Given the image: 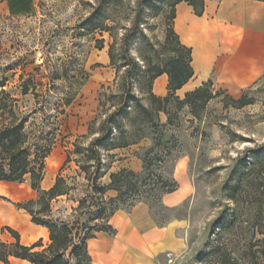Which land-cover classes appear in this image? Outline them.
Returning <instances> with one entry per match:
<instances>
[{"label":"rangeland","instance_id":"374dc122","mask_svg":"<svg viewBox=\"0 0 264 264\" xmlns=\"http://www.w3.org/2000/svg\"><path fill=\"white\" fill-rule=\"evenodd\" d=\"M177 1L34 0L32 13L25 16H12L8 3L3 1L0 85L6 83L4 89L20 100L25 112L33 109L34 97L32 91L22 95L24 82L37 86L36 93L49 102L48 110L53 114L57 105L65 109L63 100L75 96L45 163L43 190L51 188L58 175L73 188L52 202V221L93 235L107 227L114 210L130 209L144 202L160 224L186 222L184 236L188 245L176 255L178 264H221L222 257L212 255L217 242L238 264H264V236L258 233L257 220L246 222L247 217L235 215L237 208L230 200L233 184L249 164L258 160L264 147V77L242 93L252 102L244 107L235 105L223 92L195 117L188 106L177 110V101L172 99L167 114L159 115L157 126L148 130L144 139L113 152V161L105 159L107 174L98 180L99 186L109 185L112 172L122 169L128 159L134 168L137 161L143 165L138 174L146 181L124 191L121 198L117 192L102 194L94 189V183L86 180L74 162L62 169L67 152L88 134V124L98 113L102 86L113 87L115 80L126 81L142 104L148 105L149 65L163 66L175 56L173 46L165 43ZM85 74L89 75L87 82L83 79ZM211 90L218 92L215 86ZM136 106L137 101H132L128 111L130 123L126 124L130 133L136 132L137 120L141 119L134 118ZM167 115L174 125L168 124ZM81 142L86 146L89 141ZM181 159L186 160L195 192L184 207L167 210L160 202L164 192L161 178L173 182L174 166ZM144 160L151 165L147 172ZM54 163V173L45 183ZM30 189L29 181L16 186L19 200L0 197V209L16 212L30 225L31 216L17 206L37 199V192ZM6 227L0 226V239L14 242ZM49 244V239L41 241L40 249ZM71 264L77 261L73 259ZM79 264L89 263L81 260Z\"/></svg>","mask_w":264,"mask_h":264},{"label":"trees","instance_id":"16d2710c","mask_svg":"<svg viewBox=\"0 0 264 264\" xmlns=\"http://www.w3.org/2000/svg\"><path fill=\"white\" fill-rule=\"evenodd\" d=\"M6 1L12 16H25L32 13L34 0H0ZM264 2V0H255ZM182 2L193 7L197 16H202L205 10L206 0H178L175 7ZM176 12L174 10L171 17L172 23L166 36L165 46L172 45L175 56L161 65H149L146 74L148 79V105H143L130 88L126 81L115 80L113 87H101L99 109L96 117L88 124V134L79 138L74 146L66 154V160L62 169L74 162L89 182L94 183V189L102 194L114 191L120 198L124 191L134 188L138 183L145 182L146 179L141 174L132 170L121 169L117 173L110 175V184L99 186L98 180L107 174L105 159L114 160L112 154L116 150L127 149L136 145L145 138L147 131L154 129L159 122L161 113L167 114V107L172 99L177 101V110L188 106L191 113L198 117L202 109L214 99L219 97L224 91L213 92L212 81L204 83L195 91L189 92L181 100L177 91L181 90L195 75L192 67V50L182 45L178 35L174 31V20ZM113 62V57H111ZM162 75L169 77L168 94L161 98L153 92L154 82ZM84 82H87L89 75L85 74ZM0 87V182L22 185L29 181L30 187L37 192L35 200H28L19 203V209L24 210L32 218V223L49 231L50 244L41 250V241L31 247L22 245L20 234L12 228L5 230L14 239L13 243H8L0 239V264H10L11 258L25 260L29 264H71L75 259L77 264L81 260L91 264L87 242L95 234L91 235L67 224H59L51 220L52 202L59 197L68 195L73 188L67 181L58 175L53 186L47 190L42 189L45 179V163L51 155L56 135L60 130L62 121L67 117L66 109L69 108L75 96L63 100L62 106L56 107V114L48 110L49 102L36 93V88L31 82L22 83V95L27 96L32 93L34 97V107L29 112L22 110L20 100L11 97L4 89L6 83ZM225 93V92H224ZM233 103L239 107H244L252 102L242 96L235 100L228 96ZM137 101L134 118L139 123L136 132L130 133L126 123H130V103ZM41 115V116H40ZM168 116V124L174 125L171 116ZM63 117V119H61ZM38 123V124H37ZM130 125V124H129ZM81 140H88L85 146ZM258 160L254 164H249V168L241 175L231 188L230 200L236 205L235 215L245 216L246 222L255 218L259 225L258 233L264 236V147L258 153ZM113 163V162H112ZM145 171H149L151 165L144 160ZM164 194L173 193L177 190L178 184L173 181L161 178ZM162 197V196H161ZM114 202V200H112ZM161 202V201H160ZM120 210V209H119ZM118 211L114 210L113 214ZM109 218V220H110ZM111 232L107 227L100 230ZM99 232V231H98ZM219 240V237H218ZM264 241V240H263ZM39 249V250H37ZM213 256L222 257L221 264H238L231 253L224 245L217 242L212 251ZM222 255V256H221Z\"/></svg>","mask_w":264,"mask_h":264},{"label":"crops","instance_id":"0c3cea01","mask_svg":"<svg viewBox=\"0 0 264 264\" xmlns=\"http://www.w3.org/2000/svg\"><path fill=\"white\" fill-rule=\"evenodd\" d=\"M175 12L174 31L182 45L192 50L195 72L194 77L177 91L180 99L208 81H212L218 91L239 99L247 88L264 77V2L206 0L202 16H197L192 6L182 2L175 7ZM168 85L167 75L159 77L154 82L155 95L166 97ZM130 163V159L126 160L121 168L136 173L143 170L139 161L135 164L136 168ZM171 178L178 188L173 193L162 195L161 206L167 210H178L191 200L195 192L186 160L176 163ZM12 185L15 184L0 182V197H7L2 190L14 191ZM14 213L0 209V226L12 228L10 220L14 217L27 222V218ZM30 223H26L24 231L27 242L20 230L12 228L20 234L22 245L31 247L49 239L47 228L33 224L32 220ZM108 226L111 232L99 231L87 242L91 264H165L166 253L181 254L188 245L184 236L185 221L160 224L153 216L150 205L144 202L116 211ZM10 264L29 262L11 258Z\"/></svg>","mask_w":264,"mask_h":264},{"label":"bare ground","instance_id":"6f19581e","mask_svg":"<svg viewBox=\"0 0 264 264\" xmlns=\"http://www.w3.org/2000/svg\"><path fill=\"white\" fill-rule=\"evenodd\" d=\"M55 163L51 166V168L48 170L49 174H48V177H47V180L45 183H47V181L49 180V177L53 175L54 173V170H55ZM13 188L12 189H16V184L15 185H12ZM1 191V189H0ZM6 196L12 200H19V194L17 191H10V190H2ZM26 221H23V220H18V218L14 217V218H11L10 220V223H11V226L13 228H15L16 230H20L22 232V236H23V239L25 242H27L28 238H27V235L26 233L24 232L26 230V223H28V220L27 222L25 223Z\"/></svg>","mask_w":264,"mask_h":264},{"label":"built area","instance_id":"2783aa9c","mask_svg":"<svg viewBox=\"0 0 264 264\" xmlns=\"http://www.w3.org/2000/svg\"><path fill=\"white\" fill-rule=\"evenodd\" d=\"M165 264H178L177 256L173 253H166Z\"/></svg>","mask_w":264,"mask_h":264}]
</instances>
